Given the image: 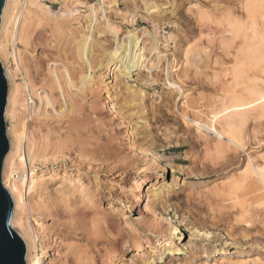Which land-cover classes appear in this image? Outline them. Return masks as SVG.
<instances>
[{"label": "rangeland", "instance_id": "374dc122", "mask_svg": "<svg viewBox=\"0 0 264 264\" xmlns=\"http://www.w3.org/2000/svg\"><path fill=\"white\" fill-rule=\"evenodd\" d=\"M245 1L11 0L18 13L17 28L10 41L6 34L1 38L0 61L12 89L19 94L17 87L29 82L33 86L26 98H33L35 87L56 100V111L49 107L45 114L34 104L25 113L10 104L5 117L7 132L24 125L26 137L51 143L50 150L40 148L36 158L22 163L15 173L6 165L3 170L10 193L16 180L29 191L32 210L21 215L23 221L32 217L45 228L35 236L32 263L95 264L83 257L86 240L77 236L92 235L105 242L120 234L129 244L173 237L182 252L173 262L166 255L160 264H264V191L253 179H241L247 156L264 166V117L249 121L243 131L245 153L229 160L218 151L214 137H206L180 115L184 110L204 124L215 117L218 121L229 96L242 94L247 86H238L231 71L238 52H249V41L232 42L228 24L253 21L260 43L264 11L248 13ZM154 6L160 12L150 14ZM88 32L92 35L88 61L82 62L76 49ZM128 33L143 35L138 50L145 56L152 42L157 44L163 60L174 67V79L184 86L182 99L164 85L161 72L153 74L159 85L155 89L144 85L147 74L142 71L127 82L116 80L120 71L107 77V54ZM67 78L72 89L66 86ZM83 86L86 93L80 89ZM61 91L74 111L62 108ZM125 118L128 121L121 124ZM8 137L11 141L9 133ZM111 146L121 152L118 159ZM170 166L162 200L154 203L152 197L146 198L137 207L133 194L138 184ZM26 177L32 182L26 184ZM15 211L16 203L14 215ZM13 222L14 218L12 226L24 239L21 224ZM57 230L67 231L68 237L59 236ZM129 247L120 264H145ZM220 250L227 255H217Z\"/></svg>", "mask_w": 264, "mask_h": 264}, {"label": "bare ground", "instance_id": "6f19581e", "mask_svg": "<svg viewBox=\"0 0 264 264\" xmlns=\"http://www.w3.org/2000/svg\"><path fill=\"white\" fill-rule=\"evenodd\" d=\"M7 1L2 15L0 40L3 37V35L6 34L5 38H7V41H10L11 38L13 37L14 30L17 25L18 13L13 12L14 8L10 4L11 0H9L8 3ZM159 9H160L159 6H154V8L151 9L150 14L159 13L160 12ZM245 9H246L245 11H247L248 13H253V14H255V12L256 13L257 12L259 13L260 11L262 12L264 11V0H246ZM255 17L256 16L254 15V18ZM240 23H236L233 20V22L229 21L228 25L230 28L229 32L232 35L231 38L232 42L238 45V44H245L247 41H249L248 42L249 52L248 53H243V51L238 52L235 58L234 66L231 71L233 75L232 77H234L235 80L234 82H236L238 86L239 85L243 86L244 84L245 85L247 84L245 88H242L241 90L242 94L239 95L233 94L234 96H229L230 98L225 103L224 109L221 112V118H219V120L216 121L217 117H215L213 121L211 120L212 122L210 124H204L200 122L199 119L197 118L191 119L184 110L180 112V115L185 121V123L194 125L197 128V130L200 133H204L206 137H214L218 141L217 142L218 151H220L222 154H225L224 157L227 155L226 158H228L229 160L234 159L236 153L239 152L245 153L246 143H245V137L243 131H245L244 128H246L249 121L256 120L258 115L259 116L261 115L260 117L262 116L264 117V41L261 40L260 43H258V31L253 21H251L249 25H241L242 23L241 24ZM108 26L110 27L111 33H113L115 36H118V31L116 30V28L110 26L109 24ZM88 33L89 36L85 37L82 42H79L78 48L76 49L77 54L79 58L82 60V62H84V60L87 59V50H89V40L92 37V35H90V32ZM142 36L143 35L141 33H135V34L128 33L117 45V48L114 51H111L110 53L107 54L106 57L107 69L105 71L107 77L111 75L112 71L113 72L120 71L119 73L120 75L116 78V80H124L127 82L134 77L133 76L134 72L142 71L143 73L147 74V78L146 80H144L145 83L143 81L144 85H146L149 88L155 89L156 87L158 88L159 85L157 84V80H155L153 74L156 72L157 73L161 72L165 76L164 85L170 88L171 91L175 92L177 94L178 99H182L185 95L183 90L184 86L182 85V83L178 81L179 79L178 80L174 79L172 75V72H174L173 71L174 67L171 62H167L166 60H163L162 53L158 52L157 44L155 42H152L151 47L147 50L148 53L147 56L144 55L145 52H142L141 49L140 51L138 50L140 44L142 43ZM137 52H139V54ZM9 55L10 53L8 52L5 54L6 57H8ZM247 60H250V62L248 61L246 63ZM188 63L189 62H187L186 65H188ZM5 74L9 83L10 95L8 96V103H9L8 105L12 104L15 111H18L20 113H25L29 108L28 105H33V104L35 105V108H38V112L41 110L42 113L44 112V114L46 109L49 107H51L54 111H56L55 109L56 100L52 99L51 94L42 95L36 92L34 87V91L32 90L31 93L33 95V98L32 97L26 98L28 97L27 95L29 93L30 85H31V83H29L27 80L25 81H27L29 84L24 82V84L22 83V85L18 86L17 91L19 92V94H16V92L14 93V90L12 89L13 87L8 71H5ZM185 75L186 78L189 77L187 71L185 72ZM259 76L260 77L262 76V78L260 79ZM54 81H56L57 85H61L59 83L60 81L57 80ZM65 83L66 86L69 87L70 89L73 88V85L68 80V78L67 80L65 79ZM60 87L62 89V86ZM31 89H33V87ZM80 89L82 90V92L86 93V87L83 86ZM60 96L62 97L61 99L62 101L60 100L59 103L62 104V108L65 107L67 108V111L69 110L74 111V108L72 107L74 104L70 105L71 102L69 103V100L66 97L67 95L65 96V92L61 91ZM108 105L109 102L106 101L104 103V106L107 107ZM57 114L60 115V112H57ZM252 115H254L252 117L254 119L251 118ZM59 118L63 120L65 117H62V115H60ZM126 121H128V118L123 119V123L121 124H126ZM136 128H139V126L137 125ZM8 133L11 138L10 143L12 144H11V151L6 157L4 166L6 165V168L7 169L10 168V170L14 173L16 170H18V167L22 165V163L25 164L28 161L31 160L33 161L34 158H36V156L38 155L37 152L40 150V148L45 152L50 150L51 148V143L48 141L44 140L43 142L39 143L26 137L24 125H21L20 129L16 130L15 132L11 133V131H8ZM132 148H134V146H132ZM61 150L63 151V149L61 148L59 149L60 153L62 152ZM110 152L111 153L114 152L115 155L118 154L117 159L118 156L121 154V152L115 148L112 149ZM247 158L248 161H247L246 169L245 172L243 171L244 174L242 175L241 179L242 180L243 179L246 180L248 178L253 179L254 181L258 182L261 189L264 191V166H258V163L255 160L251 159L248 156ZM121 163H122L121 166L125 168L124 162L122 161ZM169 169H172V167L171 166L165 167L163 168V172L155 173L153 176L146 178L145 180L141 181L138 184L137 188H135L136 189L135 193L133 194L134 197L133 203L137 207L141 206L140 204L146 198L152 197L154 199L153 200L154 203L162 200L163 198L162 195L165 191V187L163 186L164 185L163 179L165 177V173ZM29 178L28 177L25 178L26 180L25 182H27L26 184H28L29 181L32 182V179ZM12 184L13 185L12 187L10 186V190L13 195L12 198H14L13 201H15L16 203V211H15V215L13 216L14 218L13 225L21 224L25 232L24 239L26 240L25 243L27 246V253H29L27 258V264H47L46 263L47 261H42V263H40V261L38 260L36 263H32V261L30 260L31 252L33 251V249H35L36 240L38 241V237L35 238V236L38 235L39 231L45 230V228L42 223H40L37 220H33L32 217L28 221L27 220L23 221V217L21 218V215L26 212H30L32 210V206L27 198V196L29 195L28 193L29 191L27 192V190L25 191L24 188H22L23 186L21 185L19 180H16V182H12ZM38 185L39 184L35 183L36 188ZM32 187H34V185H32ZM134 208L135 207L132 206L130 207L131 210H134ZM25 219H28V217ZM108 225L111 229L113 228L112 221ZM66 233L63 230L58 231V235L64 238L68 237L66 236ZM32 235H34V237H32ZM77 237L86 240L83 257L90 258L91 260H93L95 264L98 263L99 260H102L104 264H106V262H109V264H120V262H122L123 257L130 251V250L127 251L128 245H130L129 248H131L133 252L137 253L136 256L139 255L140 258L144 259L145 262L144 261L143 262L145 264H160L165 260L166 255H169L171 257V262H173L174 260L178 259V255H180L182 252V249H179L176 245H174L173 237H168L167 239L164 240L161 239L146 240L145 243L139 242L138 244L127 243L124 240L125 236L123 238L120 234L116 236H109L108 240L105 242H101L97 238L94 239L92 235L85 236L82 234ZM180 245L181 243H179V246ZM187 246L188 245H183V249L187 250L186 248ZM111 249H115V251H117L115 255L111 254L112 252L109 251ZM48 253L49 251L47 250L45 252V255H48ZM217 255H227V252L224 250H220V252H218ZM133 264H136V262H133Z\"/></svg>", "mask_w": 264, "mask_h": 264}, {"label": "water", "instance_id": "95a60500", "mask_svg": "<svg viewBox=\"0 0 264 264\" xmlns=\"http://www.w3.org/2000/svg\"><path fill=\"white\" fill-rule=\"evenodd\" d=\"M7 0H0V27ZM9 83L0 61V264H27V246L22 236L13 228L14 201L3 183V170L11 144L7 132L6 110Z\"/></svg>", "mask_w": 264, "mask_h": 264}]
</instances>
